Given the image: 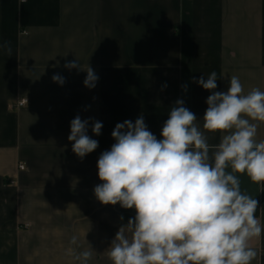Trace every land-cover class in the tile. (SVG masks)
Returning a JSON list of instances; mask_svg holds the SVG:
<instances>
[{
	"label": "crops",
	"instance_id": "0c3cea01",
	"mask_svg": "<svg viewBox=\"0 0 264 264\" xmlns=\"http://www.w3.org/2000/svg\"><path fill=\"white\" fill-rule=\"evenodd\" d=\"M74 60L82 70L65 67ZM89 66L99 77L92 89L83 83ZM212 71L216 91L233 75L245 93L264 91V0H0V264H80L69 248L91 249L88 264H112L107 248L135 216L94 195L115 125L143 115L159 139L178 99L202 125L211 93L192 78ZM77 115L99 142L83 159L68 140ZM93 121L103 124L99 136ZM240 179L264 223V187ZM249 245L251 264H264V236Z\"/></svg>",
	"mask_w": 264,
	"mask_h": 264
},
{
	"label": "clouds",
	"instance_id": "9594fccd",
	"mask_svg": "<svg viewBox=\"0 0 264 264\" xmlns=\"http://www.w3.org/2000/svg\"><path fill=\"white\" fill-rule=\"evenodd\" d=\"M65 67L82 70L77 60ZM83 71L84 86L94 88L99 77L90 66ZM192 79L211 93L202 125L178 99L161 138L148 129L143 115L135 122L125 120L115 125V143L97 160L101 183L94 187L96 199L135 211L107 248L112 264H251L257 255L249 242L264 236V223L256 215L261 206L241 190L240 176L264 187V139H258L264 91L245 93L236 75L228 79L226 91H216L215 71L207 79ZM52 80L65 82L59 74ZM88 127L89 120L79 115L70 122L68 140L81 159L99 146ZM102 127L93 121L91 131L99 136ZM217 133L219 142L210 143L209 134ZM77 242L72 236L70 243ZM67 254L88 264L93 252L69 248Z\"/></svg>",
	"mask_w": 264,
	"mask_h": 264
},
{
	"label": "built area",
	"instance_id": "2783aa9c",
	"mask_svg": "<svg viewBox=\"0 0 264 264\" xmlns=\"http://www.w3.org/2000/svg\"><path fill=\"white\" fill-rule=\"evenodd\" d=\"M29 100L28 98H23L21 100H19L16 104L17 107H23L25 106L26 104H28ZM20 169H25V166L24 165H21L20 166Z\"/></svg>",
	"mask_w": 264,
	"mask_h": 264
}]
</instances>
